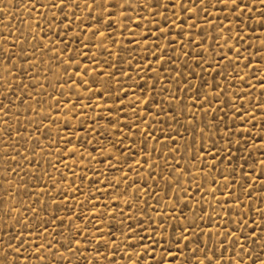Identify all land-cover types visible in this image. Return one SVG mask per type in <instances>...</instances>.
<instances>
[{"label":"rangeland","instance_id":"374dc122","mask_svg":"<svg viewBox=\"0 0 264 264\" xmlns=\"http://www.w3.org/2000/svg\"><path fill=\"white\" fill-rule=\"evenodd\" d=\"M63 4L0 0V264H264V4Z\"/></svg>","mask_w":264,"mask_h":264},{"label":"snow or ice","instance_id":"6c2138e0","mask_svg":"<svg viewBox=\"0 0 264 264\" xmlns=\"http://www.w3.org/2000/svg\"><path fill=\"white\" fill-rule=\"evenodd\" d=\"M111 2V0H104V3L105 4H107V3H110ZM220 2L221 3H223V4H225V5H227V3L229 2V0H220ZM126 3H128V4H130V0H126ZM201 3H203V0H201ZM231 3L233 4V5H235V6H239L240 4H242L243 3V0H231ZM260 3L261 4H264V0H260ZM57 5L55 4V3H53V7H56ZM64 6H66V5H64L63 4V0H61V5H60V7H61V10H62V8L64 7ZM155 9H153V11H154ZM242 10H245V9H242ZM191 11H195V9H191ZM262 14H264V13H262ZM157 47H159V45H157ZM157 59H159L158 57H157ZM125 94H127V93H125ZM206 99V98H205ZM145 103H147L146 101H145ZM229 151H231L230 149H229ZM261 163H264V161H261ZM133 231H134V229H133ZM189 231V229H185V232H188ZM229 235H234L233 233H229ZM179 239L180 240H188V241H190L191 240V237L190 236H188V235H185L184 233H181V235H180V237H179ZM21 246H23V242H21ZM9 247H12V245H9ZM39 245L37 246V251H39ZM50 247V246H49ZM241 247H242V245H241ZM14 251L15 252H19L20 251V249L19 248H15L14 249ZM190 251L191 252H193V253H195L196 251H197V249H190ZM169 255H171V252L169 251V253H168ZM251 253L249 252V255H250ZM178 257H173V259H177ZM0 259H7V256H3V257H0ZM189 264H190V262H189ZM209 264H211V261L209 262Z\"/></svg>","mask_w":264,"mask_h":264}]
</instances>
